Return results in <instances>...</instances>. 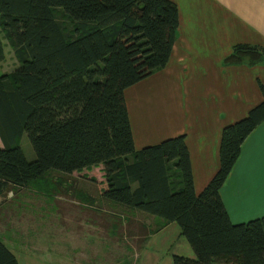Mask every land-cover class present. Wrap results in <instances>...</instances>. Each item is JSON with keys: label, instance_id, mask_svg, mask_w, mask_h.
<instances>
[{"label": "trees", "instance_id": "obj_1", "mask_svg": "<svg viewBox=\"0 0 264 264\" xmlns=\"http://www.w3.org/2000/svg\"><path fill=\"white\" fill-rule=\"evenodd\" d=\"M177 24L170 0H0V63L2 38L16 62L0 73V196L49 169L100 165L103 199L177 225L193 257L173 254L172 264H264V214L231 223L219 196L264 119L262 86L261 100L221 128L218 167L198 193L183 135L133 147L123 90L164 67ZM263 58L261 47L234 44L223 63ZM0 264H16L2 241Z\"/></svg>", "mask_w": 264, "mask_h": 264}, {"label": "crops", "instance_id": "obj_2", "mask_svg": "<svg viewBox=\"0 0 264 264\" xmlns=\"http://www.w3.org/2000/svg\"><path fill=\"white\" fill-rule=\"evenodd\" d=\"M170 1L176 6L178 24L167 62L125 88L123 97L135 150L183 135L193 190L198 193L218 167L221 128L261 100L264 58L255 64H225L223 59L234 44L264 49V0ZM219 196L231 223L264 214V119L242 141ZM249 198L253 201L247 207ZM24 215L14 225L13 247L6 246L16 264H161L168 249L158 245V235L172 228L179 236L174 222L157 225L151 230V244L141 249V259L131 263L122 258L119 263L117 245L100 243L102 225L90 231L86 222L81 223L91 217L102 220L101 215L68 214L62 219L67 225L51 231L47 226L42 230V224L26 225L39 218Z\"/></svg>", "mask_w": 264, "mask_h": 264}, {"label": "rangeland", "instance_id": "obj_3", "mask_svg": "<svg viewBox=\"0 0 264 264\" xmlns=\"http://www.w3.org/2000/svg\"><path fill=\"white\" fill-rule=\"evenodd\" d=\"M57 19L60 18L57 17ZM64 21L66 27L69 28L68 22ZM2 42L4 43V59L0 63V73H6L16 65V62L11 49L3 38ZM18 145L27 160L34 158V153L24 132L19 137ZM78 172L66 174L49 169L30 181L26 187L14 188L13 191H8L5 195L0 196V241L10 248L13 247V228L18 222V218H22V214H31L35 218H39V221H26V225L30 223L42 224L41 229L44 230L47 226L46 229L49 231L56 228V225L58 227L67 225L68 222L62 219L68 214L101 215L102 220L98 219L97 221V218L94 220L91 217L89 220L81 221V223L86 222L85 224L89 226L90 231L93 229L98 231V227L94 228V225L101 224L102 241L100 243L102 245H117L119 263L123 262L124 259L136 263L143 255L142 247L151 244L150 240H153L150 237L151 230H155L156 226L160 225V220L142 211L103 199L97 185L102 177L101 168L89 167ZM247 201V207L252 205V198ZM25 215L23 217L27 218ZM57 216L59 217L57 220L48 221L49 218H56ZM173 226L178 231V227L175 224ZM173 231L170 228L166 233L158 235V245L166 246L168 249L161 264L166 261L172 264L169 255L173 253L193 256V252L185 239L180 235L176 238L175 235L178 232L175 234ZM90 233L91 236L88 238L92 239L94 234L93 232ZM95 235L97 236L96 233ZM46 236H48V232L45 233Z\"/></svg>", "mask_w": 264, "mask_h": 264}]
</instances>
